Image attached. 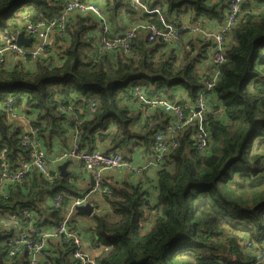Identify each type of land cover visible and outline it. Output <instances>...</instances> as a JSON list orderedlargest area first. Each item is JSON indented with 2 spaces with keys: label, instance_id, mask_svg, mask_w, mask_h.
<instances>
[{
  "label": "trees",
  "instance_id": "16d2710c",
  "mask_svg": "<svg viewBox=\"0 0 264 264\" xmlns=\"http://www.w3.org/2000/svg\"><path fill=\"white\" fill-rule=\"evenodd\" d=\"M95 1L108 14L114 35L124 34L131 24L158 23L156 15L134 11L132 0ZM143 1L159 6L176 26L181 19L218 25L224 20L226 0ZM243 7L249 12L226 35L225 61L215 85L228 122L207 118L211 145L203 153L193 144L190 128L180 133L178 146L156 172L153 190L149 179L106 184L112 193L102 199L111 210L91 219L93 241L106 251L99 264H257L256 254L264 251V0H245ZM61 8L60 0H0V38L22 31L24 14L37 22ZM96 27L91 15L73 14L49 56L31 65L0 66V152L6 149L11 168L27 158V151L19 144L21 129L3 110L8 95L15 96L17 107L24 104L27 112L37 113L33 125H39L49 154L70 148L75 127L87 151L97 148L98 139L116 143L115 149H125L134 139L152 149L167 114L156 110L143 118L131 104L135 88L171 101L181 91L195 102L202 88L195 68L207 55L209 40L182 31L179 42L169 46L148 42L140 30L125 55L98 51ZM60 106L76 110L64 113ZM74 174L49 184L34 170L23 184L9 187V199L0 197V212L21 216L23 209H31L38 215L34 224L54 225L64 210L51 207L53 196L63 194L65 208L83 192ZM11 232L0 229V264H7L4 243ZM71 251L55 244L44 264H76Z\"/></svg>",
  "mask_w": 264,
  "mask_h": 264
},
{
  "label": "built area",
  "instance_id": "2783aa9c",
  "mask_svg": "<svg viewBox=\"0 0 264 264\" xmlns=\"http://www.w3.org/2000/svg\"><path fill=\"white\" fill-rule=\"evenodd\" d=\"M61 10L49 20L33 22L29 16L24 14L22 20V32L25 38L32 39L29 46L18 45L17 33L14 35H3L0 40V66L10 68L20 62L31 65L34 61L50 55V50H57V37L63 36L68 20L73 14L91 15L97 22L93 33L96 38L97 49L100 52L131 53L133 41L137 38L140 30L146 32L147 41L150 43L164 42L173 46L179 42L182 31H188L192 35L209 40L210 45L206 47L207 55L197 64L195 68L201 82V89L194 103L181 97L175 101L169 100L161 94L148 95L146 90L135 88L131 104H137L142 110L144 118L155 110H160L168 115L154 135L151 158L145 163L134 164L123 158L117 150L109 152L96 148L87 151L81 147V130L75 127L71 134L69 149L56 148L49 154L44 148V141L40 136L39 125H33L37 113L30 114L26 106L15 105V96L8 95L2 104L7 118L16 124L17 121L25 123L20 128L19 144L27 151V158L21 159L18 165L11 168L12 162L5 156L6 149L0 152V197L9 199V187L14 184H23L27 175L36 170L49 184H53L60 177L59 165L65 161L74 160L84 171L92 175L94 185L89 192L80 193L70 199L69 206L64 208L65 196L56 193L50 200L53 208L63 209V217L54 225L39 226L34 224L38 215L31 209H23L20 213L11 214L6 211L8 223L12 225V232L5 240L6 263L7 264H44L52 246L61 244L69 246L71 260L76 264H99L94 254L88 251L86 241L83 237L84 226L81 227L77 221L76 208L83 205H92L93 194L110 195L112 188L105 184L104 178L109 171L127 170L133 175L141 177L147 172H155L161 166L166 154L178 145V135L187 128L191 129L190 138L193 140L197 150L201 153L210 147V135L207 128L209 116H219L224 113L222 104L214 102L217 96L216 83L220 76L219 66L225 61L224 45L226 35L249 11L244 9L245 0H226L224 9V20L212 32L209 31L205 20L200 19L195 23H189L181 19L180 25L176 26L166 21L159 6L150 7L143 0H132L131 8L138 14L156 15L158 23H141L131 25L124 34L114 35L111 33L108 14L95 0H60ZM188 48V45H186ZM216 99V98H215ZM76 110L70 106L59 107L64 113ZM151 111V112H150ZM73 121L78 126L79 118L75 115ZM148 125L150 121L147 122ZM17 125V124H16ZM142 181V180H141ZM144 181V180H143ZM142 181V182H143ZM92 195V196H91ZM97 212H99L97 210ZM92 217V216H91ZM93 247H99L95 241ZM250 247L251 243L248 242ZM264 251L259 252L257 264H264Z\"/></svg>",
  "mask_w": 264,
  "mask_h": 264
},
{
  "label": "crops",
  "instance_id": "0c3cea01",
  "mask_svg": "<svg viewBox=\"0 0 264 264\" xmlns=\"http://www.w3.org/2000/svg\"><path fill=\"white\" fill-rule=\"evenodd\" d=\"M99 2H100V0H99ZM251 6H255V3L251 2ZM258 7H261V5ZM224 9H223V11H224ZM137 19H139L138 16L135 17V20H137ZM207 25H208L209 31H211V32L218 26L217 22H215V21H213L212 23H208ZM94 32H95V30H94ZM111 33H112V29H111ZM0 40H1V38H0ZM177 95L179 97H181L182 99H185L184 98V95H185L184 92L178 91ZM215 101H216V103H218L220 105V102L217 99L216 95L214 96V102ZM137 107H138V105L134 104L133 108H137ZM155 111H153V112L150 111L151 113L147 116L152 117V115H154ZM144 116H143V118H144ZM218 118L220 120H222L223 122H228L226 115L224 113L219 115ZM166 120H168V115H167V118L165 119V121ZM149 121L151 123L152 120L149 119ZM160 121L161 120L159 119L158 123ZM142 123L143 122H142V118H141V120L138 121V125L141 126ZM16 124L19 128L25 127V123L22 121H17ZM116 145H117L116 143H110V141L102 143V142H99V139H98L96 147L98 149H100L101 151H105V152H108L110 148H113L114 150L119 151L125 160H127V161L129 160L134 164L145 163V162H147V160H149L151 158V153H152L151 147H146L145 145H143V143H138L135 139L129 141L127 144V147L125 149L120 148V146L117 147L118 149H115ZM67 166L68 167H67L66 171L68 173L74 171V173L77 174L76 175L77 176L76 177L77 178L76 184L79 185V189L83 191V192H81V194L85 193V192H89L88 190H90L92 187V184H90V176L91 175L89 173H87L86 171H84L80 166H78L77 162H75L74 160H71V162ZM156 172L157 171L147 172V174H144L141 177H138V176L133 175L130 171H127V170L109 171L105 175L104 181H105V184H109V185L112 184L113 182H116V181L136 185V184H138V182H142L143 180L149 179L151 182V190H153L154 186L156 184V183H154ZM92 198H93V201L96 203L95 214L110 212L111 209L109 208V206L106 203L103 202L101 195L94 193ZM97 210L99 212H97ZM89 218L92 219V217H89ZM80 219L81 218H77V221L79 222V225L81 227L84 226L83 228L85 231H83V237H84V240L86 241L88 251L91 254H94L95 258L98 260L99 257H101L102 255H104L106 253V251L100 245H99V247L97 246V248L92 246V244L94 245V243H95V241H93V237L95 235V233L93 231V222L90 221L89 223L84 225ZM6 222L8 223V221H6Z\"/></svg>",
  "mask_w": 264,
  "mask_h": 264
},
{
  "label": "water",
  "instance_id": "95a60500",
  "mask_svg": "<svg viewBox=\"0 0 264 264\" xmlns=\"http://www.w3.org/2000/svg\"><path fill=\"white\" fill-rule=\"evenodd\" d=\"M31 40L32 39L25 38V36L23 35L22 31H20L17 34V37H16L17 44L18 45H23V46H26V47L29 46ZM69 163H70V161H65V162H63L62 164L59 165L60 177L61 178L67 177L68 172L66 171V169H67V167H68L67 165H69ZM90 184L94 185V180H93L92 175L90 176ZM93 212H94V207L92 205H89V204L83 205V206H78L76 208V213H77V215H80V216L91 217L93 215Z\"/></svg>",
  "mask_w": 264,
  "mask_h": 264
},
{
  "label": "rangeland",
  "instance_id": "374dc122",
  "mask_svg": "<svg viewBox=\"0 0 264 264\" xmlns=\"http://www.w3.org/2000/svg\"><path fill=\"white\" fill-rule=\"evenodd\" d=\"M9 214L6 211L0 212V229L1 230H11L12 231V225L7 223ZM78 218H81V222L85 225L91 221V219L87 216H79ZM5 221V222H4Z\"/></svg>",
  "mask_w": 264,
  "mask_h": 264
},
{
  "label": "bare ground",
  "instance_id": "6f19581e",
  "mask_svg": "<svg viewBox=\"0 0 264 264\" xmlns=\"http://www.w3.org/2000/svg\"><path fill=\"white\" fill-rule=\"evenodd\" d=\"M18 33H19V32H18ZM18 33H17V34H18ZM1 37H2V36H1ZM16 37H17V36H16ZM16 42H17V41H16Z\"/></svg>",
  "mask_w": 264,
  "mask_h": 264
}]
</instances>
